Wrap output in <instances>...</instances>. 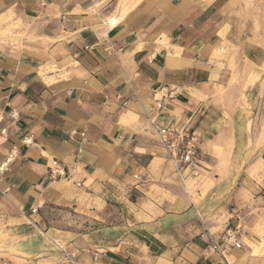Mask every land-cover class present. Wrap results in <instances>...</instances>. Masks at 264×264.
<instances>
[{
    "label": "crops",
    "instance_id": "1",
    "mask_svg": "<svg viewBox=\"0 0 264 264\" xmlns=\"http://www.w3.org/2000/svg\"><path fill=\"white\" fill-rule=\"evenodd\" d=\"M250 2L0 0V264H71L61 248L72 264H264V173L248 172L264 151L243 153L264 62L242 39ZM158 125L198 136L197 185Z\"/></svg>",
    "mask_w": 264,
    "mask_h": 264
},
{
    "label": "built area",
    "instance_id": "2",
    "mask_svg": "<svg viewBox=\"0 0 264 264\" xmlns=\"http://www.w3.org/2000/svg\"><path fill=\"white\" fill-rule=\"evenodd\" d=\"M155 108H161L162 104L160 98L153 97ZM16 112L10 113L11 118H16ZM156 137L159 144L164 149L166 159L173 166L179 181L185 185L188 183H196L202 179V160L199 150L200 141L194 131L188 130L183 127H177L175 125H158L155 128ZM83 135V133H81ZM32 142L31 138H25L23 143L28 145ZM13 158V152H11L4 162L0 163V173L4 172L8 168L10 160ZM48 175L52 179L68 178L61 165H54L48 168ZM135 179H139V176L135 175ZM264 201V195L262 197ZM36 208L30 210L31 213H35ZM227 240L231 241L232 235H226ZM235 247H239L238 242H234ZM66 263L72 264V256L66 254L63 248H61Z\"/></svg>",
    "mask_w": 264,
    "mask_h": 264
},
{
    "label": "rangeland",
    "instance_id": "3",
    "mask_svg": "<svg viewBox=\"0 0 264 264\" xmlns=\"http://www.w3.org/2000/svg\"><path fill=\"white\" fill-rule=\"evenodd\" d=\"M251 0H248V4L251 6ZM254 13L250 8V12L247 14V18L244 19L243 25V40H249L253 43L259 44L264 48V0H254ZM244 52L250 55V48L245 47ZM261 54L260 60L263 59ZM243 76H248V82H251L253 77L252 71H249L248 67H243L241 70ZM259 75H261V82L255 85L251 90L247 92V95L242 96V106L247 111L254 109V114L246 113L243 117L247 121V125L244 126L243 142L245 147L243 153L249 155H258L264 151V62L260 64ZM249 166V165H248ZM247 166V167H248ZM259 164H250L249 174L253 172L264 173ZM198 183V182H196ZM196 183H188V186L197 185ZM230 206V205H229ZM48 217L51 219H58L60 217L59 211H49ZM219 215L216 218L220 219L222 212H218ZM59 244V243H58Z\"/></svg>",
    "mask_w": 264,
    "mask_h": 264
},
{
    "label": "bare ground",
    "instance_id": "4",
    "mask_svg": "<svg viewBox=\"0 0 264 264\" xmlns=\"http://www.w3.org/2000/svg\"><path fill=\"white\" fill-rule=\"evenodd\" d=\"M255 250V249H254ZM255 252V251H254Z\"/></svg>",
    "mask_w": 264,
    "mask_h": 264
}]
</instances>
